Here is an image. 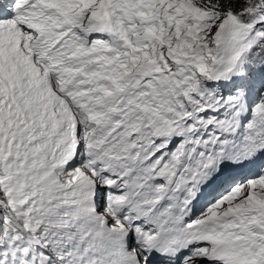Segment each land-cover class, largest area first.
Returning <instances> with one entry per match:
<instances>
[{"label": "snow or ice", "instance_id": "6c2138e0", "mask_svg": "<svg viewBox=\"0 0 264 264\" xmlns=\"http://www.w3.org/2000/svg\"><path fill=\"white\" fill-rule=\"evenodd\" d=\"M0 264H264V0H0Z\"/></svg>", "mask_w": 264, "mask_h": 264}]
</instances>
